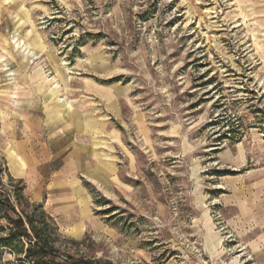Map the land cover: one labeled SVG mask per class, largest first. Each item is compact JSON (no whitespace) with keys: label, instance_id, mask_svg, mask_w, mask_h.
<instances>
[{"label":"rangeland","instance_id":"1","mask_svg":"<svg viewBox=\"0 0 264 264\" xmlns=\"http://www.w3.org/2000/svg\"><path fill=\"white\" fill-rule=\"evenodd\" d=\"M0 191L61 264H264V0H0Z\"/></svg>","mask_w":264,"mask_h":264},{"label":"trees","instance_id":"2","mask_svg":"<svg viewBox=\"0 0 264 264\" xmlns=\"http://www.w3.org/2000/svg\"><path fill=\"white\" fill-rule=\"evenodd\" d=\"M22 189V187H20ZM18 198V197H17ZM35 206L42 207L41 203L35 204ZM0 207L10 210L16 215L11 217L8 213H5L7 220L13 224L9 227L8 237L0 238V245H7L12 239H18L20 237H29V231L33 234L34 241L29 243L25 250V255L28 258H34L32 264H61L54 261V256L50 251H54L52 244V236L56 231L54 222L50 219L51 217L44 212L40 213V219L35 225L34 215H30L25 211H21L18 214L10 198L0 191ZM72 264V263H69ZM84 264H88L84 262Z\"/></svg>","mask_w":264,"mask_h":264},{"label":"bare ground","instance_id":"3","mask_svg":"<svg viewBox=\"0 0 264 264\" xmlns=\"http://www.w3.org/2000/svg\"><path fill=\"white\" fill-rule=\"evenodd\" d=\"M15 162V161H14ZM15 164H16V166H17V168H18V170L20 171V172H22L23 170H24V166H23V164L21 163V161L19 160V159H17V162H15ZM74 229V231L76 232V230H75V228H72L71 229V231L70 232H72V233H74V231H72ZM208 230V229H207ZM69 231V230H68ZM259 240V239H258ZM260 241H264V237L260 240ZM260 241H255L253 244H251L253 247L254 246H258L259 245V243H260ZM242 250L244 249V248H241ZM240 249V251H242Z\"/></svg>","mask_w":264,"mask_h":264},{"label":"crops","instance_id":"4","mask_svg":"<svg viewBox=\"0 0 264 264\" xmlns=\"http://www.w3.org/2000/svg\"><path fill=\"white\" fill-rule=\"evenodd\" d=\"M257 241H260V240H257ZM262 247H264V241H260V243H259L258 246H254L253 247L252 245H250V249L249 250L252 251V252H254V251H261L262 250ZM244 249L246 250L245 247H244ZM259 263L262 264V262H259Z\"/></svg>","mask_w":264,"mask_h":264}]
</instances>
